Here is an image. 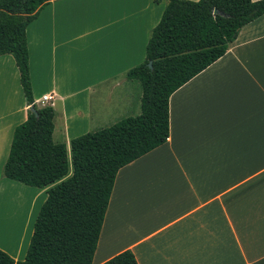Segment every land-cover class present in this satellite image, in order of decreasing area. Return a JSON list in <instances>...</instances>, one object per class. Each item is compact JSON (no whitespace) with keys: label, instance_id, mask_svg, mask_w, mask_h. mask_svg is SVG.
Listing matches in <instances>:
<instances>
[{"label":"crops","instance_id":"crops-1","mask_svg":"<svg viewBox=\"0 0 264 264\" xmlns=\"http://www.w3.org/2000/svg\"><path fill=\"white\" fill-rule=\"evenodd\" d=\"M166 4L53 0L27 26L34 104L53 95L52 139L69 154L71 139L140 113L125 74L144 61ZM29 108L1 55L0 193L28 191L33 203L48 187L2 175ZM125 250L138 264H264V14L170 95L167 141L118 170L92 264Z\"/></svg>","mask_w":264,"mask_h":264},{"label":"trees","instance_id":"trees-1","mask_svg":"<svg viewBox=\"0 0 264 264\" xmlns=\"http://www.w3.org/2000/svg\"><path fill=\"white\" fill-rule=\"evenodd\" d=\"M51 1L0 0V56L13 57L25 102L37 113L28 109L15 127L2 175L48 187L23 259L0 249V264H92L118 170L167 141L170 95L264 14V0H167L144 61L125 74L140 84V113L71 139L70 172L65 144L52 139L53 109L34 104L29 73L26 28ZM103 264L138 263L125 250Z\"/></svg>","mask_w":264,"mask_h":264},{"label":"rangeland","instance_id":"rangeland-1","mask_svg":"<svg viewBox=\"0 0 264 264\" xmlns=\"http://www.w3.org/2000/svg\"><path fill=\"white\" fill-rule=\"evenodd\" d=\"M79 28H81V25ZM133 84L137 88L139 95L141 92L139 82L134 81ZM106 125L105 122L103 126ZM98 129L100 128L94 127L91 132ZM68 163L71 169L69 150ZM38 190L36 189L37 192ZM32 197L28 191L20 192L13 189L11 192L8 189H3L0 193V249L15 260H22L23 255L26 253L35 217L43 203L44 195L39 199L35 197L33 203H31ZM16 241L18 242L17 244Z\"/></svg>","mask_w":264,"mask_h":264},{"label":"built area","instance_id":"built-area-1","mask_svg":"<svg viewBox=\"0 0 264 264\" xmlns=\"http://www.w3.org/2000/svg\"><path fill=\"white\" fill-rule=\"evenodd\" d=\"M53 100V95H45L41 98V103L43 107H51Z\"/></svg>","mask_w":264,"mask_h":264},{"label":"water","instance_id":"water-1","mask_svg":"<svg viewBox=\"0 0 264 264\" xmlns=\"http://www.w3.org/2000/svg\"><path fill=\"white\" fill-rule=\"evenodd\" d=\"M214 13L218 14L219 12H218V10H214ZM151 65H152V62H149L148 66H149L150 69L152 68ZM29 109H30L31 112H33L35 114V116H37V113H36V110H35L34 107H30Z\"/></svg>","mask_w":264,"mask_h":264},{"label":"bare ground","instance_id":"bare-ground-1","mask_svg":"<svg viewBox=\"0 0 264 264\" xmlns=\"http://www.w3.org/2000/svg\"><path fill=\"white\" fill-rule=\"evenodd\" d=\"M16 222H18L17 220H15ZM2 229H3V227H2ZM1 233V232H0ZM21 237V236H20ZM21 240V239H20ZM18 242L16 241V244H17ZM10 246V245H9ZM9 250V249H8ZM11 252V251H10Z\"/></svg>","mask_w":264,"mask_h":264}]
</instances>
